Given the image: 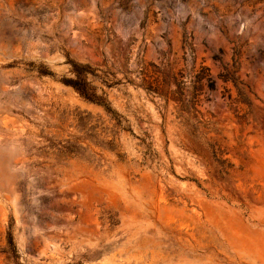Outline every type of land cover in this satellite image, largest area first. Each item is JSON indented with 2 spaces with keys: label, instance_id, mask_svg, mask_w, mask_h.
Segmentation results:
<instances>
[{
  "label": "rangeland",
  "instance_id": "374dc122",
  "mask_svg": "<svg viewBox=\"0 0 264 264\" xmlns=\"http://www.w3.org/2000/svg\"><path fill=\"white\" fill-rule=\"evenodd\" d=\"M0 264H264V0H0Z\"/></svg>",
  "mask_w": 264,
  "mask_h": 264
},
{
  "label": "trees",
  "instance_id": "16d2710c",
  "mask_svg": "<svg viewBox=\"0 0 264 264\" xmlns=\"http://www.w3.org/2000/svg\"><path fill=\"white\" fill-rule=\"evenodd\" d=\"M77 69H78L79 76L75 79H68L67 82L73 85L76 88V90L79 91L85 98L89 100H93L100 104H103L104 106L108 108V110L111 111V108L108 105V101L105 98V96L102 94H97V92L94 90V88L91 86V84L89 83V81L87 80L85 76L86 73L88 72H94V69L89 65L79 66ZM227 77L228 78L226 79H231L234 82V85L236 86L238 90V94L242 96L244 93L239 85L238 78L233 77V76H227ZM243 102L248 103L246 100H244ZM9 239H10V244L12 245L13 239H12L11 234H10Z\"/></svg>",
  "mask_w": 264,
  "mask_h": 264
}]
</instances>
